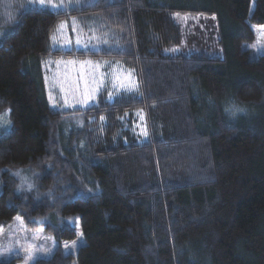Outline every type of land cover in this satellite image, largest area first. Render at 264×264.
Wrapping results in <instances>:
<instances>
[{
  "label": "trees",
  "instance_id": "trees-1",
  "mask_svg": "<svg viewBox=\"0 0 264 264\" xmlns=\"http://www.w3.org/2000/svg\"><path fill=\"white\" fill-rule=\"evenodd\" d=\"M87 15L120 47L50 48L58 22ZM250 24L264 25V0H89L18 12L0 39L9 124L0 224L41 220L56 246L31 264H264V52L251 47ZM48 55L121 61L138 91L60 112L40 68ZM134 110L148 131L140 144L120 121ZM77 229L83 241L64 252Z\"/></svg>",
  "mask_w": 264,
  "mask_h": 264
},
{
  "label": "rangeland",
  "instance_id": "rangeland-1",
  "mask_svg": "<svg viewBox=\"0 0 264 264\" xmlns=\"http://www.w3.org/2000/svg\"><path fill=\"white\" fill-rule=\"evenodd\" d=\"M89 0H0V39L7 34V25L15 19L19 11L25 7L47 8L50 10H65ZM253 5V3H252ZM255 39L251 44L254 51L264 52V25L250 24ZM115 32L106 27L105 22L97 15L72 17L55 25L50 35V48L59 51H76L119 48ZM40 68L45 81L49 104L60 112L84 110L88 106L98 104L103 97L104 101H112L120 95H135L137 80L133 68L121 61L104 59H79L72 57H53L48 55L40 59ZM86 101V102H85ZM7 113H0V125L9 128ZM76 128L82 126L80 116H76ZM123 118V119H122ZM120 118L123 128H127L136 143L148 140V131L142 110H134ZM104 123L99 119L98 129ZM122 128V129H123ZM3 129H0L2 132ZM146 133V135H145ZM19 179L21 188L33 187V179L25 171L17 170L14 173ZM31 186V187H29ZM37 226L28 227L19 215L12 217L10 222L0 224V259L18 258L16 264H31L38 257L49 256L56 242L53 236L41 226V220H34ZM39 223V225H38ZM75 247L65 248V244L72 241H63L61 246L64 252L74 250L83 241L80 230L77 229Z\"/></svg>",
  "mask_w": 264,
  "mask_h": 264
},
{
  "label": "snow or ice",
  "instance_id": "snow-or-ice-1",
  "mask_svg": "<svg viewBox=\"0 0 264 264\" xmlns=\"http://www.w3.org/2000/svg\"><path fill=\"white\" fill-rule=\"evenodd\" d=\"M43 2H44V0H40V3H43ZM2 34L3 33H0V35H2ZM0 129H3L4 131H7V128H6L5 125H0ZM145 135H146V133H145ZM29 187H31V186H29ZM76 245H77V241H72L70 245L69 244H65V248L68 249L70 247H75Z\"/></svg>",
  "mask_w": 264,
  "mask_h": 264
}]
</instances>
